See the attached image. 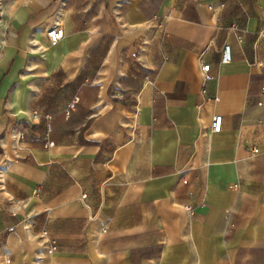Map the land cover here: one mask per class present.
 <instances>
[{
    "label": "crops",
    "instance_id": "1",
    "mask_svg": "<svg viewBox=\"0 0 264 264\" xmlns=\"http://www.w3.org/2000/svg\"><path fill=\"white\" fill-rule=\"evenodd\" d=\"M0 264H264V0H8Z\"/></svg>",
    "mask_w": 264,
    "mask_h": 264
},
{
    "label": "built area",
    "instance_id": "2",
    "mask_svg": "<svg viewBox=\"0 0 264 264\" xmlns=\"http://www.w3.org/2000/svg\"><path fill=\"white\" fill-rule=\"evenodd\" d=\"M234 28L236 26L234 25ZM48 39L51 44L58 43L64 38L65 35V30L61 26H53L48 29L47 31ZM232 59V54H231V45L227 42L223 43L221 51H220V58L219 61L220 63H229ZM201 68L205 72L204 78L205 80H211L212 76L208 73V65L207 64H202ZM202 92H205V89H202ZM210 128L213 132H219L221 129V116L220 115H215L212 117L211 122H210ZM53 145V142L47 141L46 143V148L50 147ZM183 183H186V180H183ZM234 187L237 185L234 184ZM83 197L86 198L87 194H83ZM184 208L188 212H192V207L191 205H184ZM10 231L14 230L13 227L9 229ZM46 235V233H44Z\"/></svg>",
    "mask_w": 264,
    "mask_h": 264
},
{
    "label": "rangeland",
    "instance_id": "3",
    "mask_svg": "<svg viewBox=\"0 0 264 264\" xmlns=\"http://www.w3.org/2000/svg\"><path fill=\"white\" fill-rule=\"evenodd\" d=\"M8 2V0H0V13L3 10V7L6 5V3Z\"/></svg>",
    "mask_w": 264,
    "mask_h": 264
}]
</instances>
